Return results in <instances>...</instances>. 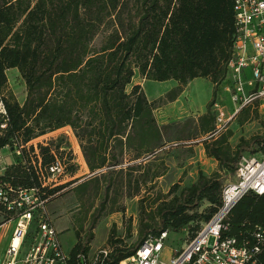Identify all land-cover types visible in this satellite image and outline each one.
<instances>
[{
    "label": "trees",
    "instance_id": "trees-1",
    "mask_svg": "<svg viewBox=\"0 0 264 264\" xmlns=\"http://www.w3.org/2000/svg\"><path fill=\"white\" fill-rule=\"evenodd\" d=\"M234 15L232 0H0V89L8 117L0 132V150L69 127L96 187L102 185L85 231L73 229L77 241L68 264L87 260L100 220L122 212L117 207L120 195L138 197V236L133 245H122L113 223L106 264L128 259L148 235L168 231L191 240L217 212L222 188L241 157L264 154V120L257 102L242 108L235 122L243 127L257 121L260 134L240 137L232 147V132L215 128L212 108L227 77ZM9 70L23 81L22 103L7 91ZM136 74L145 81L173 80L177 87L149 101L141 85H132ZM198 78L213 86L206 111L198 118V137H205L199 143L218 169L208 176L199 169L190 186L174 183L163 193L158 184L168 172V149L165 128L154 111L161 103L176 101ZM54 142L38 145L37 154L33 146L26 153L23 149L19 161L5 168L0 184L35 189L48 204L60 187L42 188L35 167L40 163L45 168L55 157L64 161L62 147ZM72 164H67L70 174ZM203 203L208 207L199 211ZM146 208L153 212L147 222ZM228 215L223 238L253 246L259 228L262 248L251 264H264V194L245 195ZM9 218L4 215L5 221Z\"/></svg>",
    "mask_w": 264,
    "mask_h": 264
},
{
    "label": "built area",
    "instance_id": "built-area-1",
    "mask_svg": "<svg viewBox=\"0 0 264 264\" xmlns=\"http://www.w3.org/2000/svg\"><path fill=\"white\" fill-rule=\"evenodd\" d=\"M232 3L235 14L234 46L223 82L234 107L231 118L255 100L264 98V0H232ZM5 97L0 89V132L6 129L8 122ZM218 113V121L221 122L223 113L219 110ZM28 144L14 145L11 153L20 157L24 147L26 150L31 147ZM4 148L9 150L10 146ZM33 149L37 154L35 146ZM8 159L0 155V177L11 165ZM35 172L42 188L58 187L63 184L61 177L70 176L67 164L57 157L45 168L38 163ZM249 193L264 194V154L241 157L235 174L222 188L217 212L202 224L191 240L184 241L178 249L170 250L168 231L157 237L148 235L134 254L119 264H251L262 248L259 228L255 234L257 244L253 246L247 243L240 245L233 238H223L229 212ZM46 204L47 200L42 199L35 189H12L0 184V230L6 223H16L0 264H68V254L63 251L58 233L46 216ZM7 214L10 218L5 221L4 215ZM110 254L111 250L104 247L91 259H81L77 264H106ZM164 254L170 255V258L162 259Z\"/></svg>",
    "mask_w": 264,
    "mask_h": 264
},
{
    "label": "rangeland",
    "instance_id": "rangeland-1",
    "mask_svg": "<svg viewBox=\"0 0 264 264\" xmlns=\"http://www.w3.org/2000/svg\"><path fill=\"white\" fill-rule=\"evenodd\" d=\"M141 85L144 88V93L149 101L160 99L169 91L176 89L177 83L173 80L166 82L145 81L137 74L132 80V85ZM189 84V83H188ZM187 84V85H188ZM130 86L128 91H130ZM186 88V89H185ZM224 86L218 89L216 104L212 108V113L215 117V128L218 132L231 131L232 137L229 140L233 147L240 137L248 139L254 135L260 134L262 129L257 121L247 123L243 127H239L235 122V117L231 118L233 113V105L231 104L228 94L224 90ZM180 101L172 103H161L160 107L154 111L157 122L161 127L165 128V140L167 141L168 152L166 154L165 163L168 167L167 176L161 179L163 186L171 185L172 183H180L182 185H189L197 178V172L200 169L205 175L211 173L213 162L208 161L204 156L199 157V150L193 149L199 146V141L205 137H198V118L206 111V106L212 97V86L207 79H194L190 82L188 87H184ZM7 91L16 99L18 103H22L25 98V87L19 74L15 70L7 72ZM259 117L264 120V98L257 99L251 104L255 103ZM250 105V104H249ZM218 110L223 113L221 122L218 121ZM74 132L69 127L59 129L54 132L47 133L31 142L29 146L50 144L57 140L59 146L64 151L65 163H73L71 167L70 176L60 180L61 184L58 191L49 199L46 204V216L53 220L54 223L67 224V227L58 229L59 240L63 251L69 254L75 240L73 229L79 232L85 231L90 214L94 211L97 201L101 196V187H96L93 174L91 175L84 158L78 141L76 140ZM43 143V144H41ZM55 143V142H54ZM191 147H187L190 146ZM26 153V148L24 147ZM38 153V151H36ZM24 154L23 152L21 155ZM2 157L9 158V163L13 164L19 161V157L13 155L8 149L4 148L0 151ZM190 157H193L195 162L192 166H188ZM70 159H73L71 162ZM35 162V159H31ZM185 166L186 168H184ZM194 166V168H193ZM126 164L121 168H126ZM120 167L116 168L118 170ZM184 168V169H183ZM234 178L230 181H233ZM167 182V183H166ZM167 184V185H166ZM83 187V188H82ZM159 187V184H158ZM82 188V189H81ZM161 190V188L159 187ZM117 207L122 212L119 214H110L112 218H102L94 229V240L90 244V250L87 258L91 259L102 248L106 247L108 232L111 224L116 225V238L122 240V245L131 246L136 242L139 230V215H138V197L133 199H126L124 196H118ZM137 199V200H136ZM137 201V202H136ZM208 207V204L203 203L199 211ZM150 208L145 209L144 221L149 220L151 215ZM115 221V222H114ZM70 223V226H69ZM16 223L9 222L0 230V260L3 258V253L8 247L14 225ZM57 224L55 223V226ZM72 225V226H71ZM54 227V226H53ZM129 227V232L127 228ZM57 232V231H56ZM128 233V236L127 234ZM82 234V233H81ZM186 240V234H169L167 244L170 245V250L178 249ZM210 239L209 243L212 244ZM168 245V246H169ZM169 254V253H168ZM164 254L162 259L167 260L170 255Z\"/></svg>",
    "mask_w": 264,
    "mask_h": 264
},
{
    "label": "crops",
    "instance_id": "crops-1",
    "mask_svg": "<svg viewBox=\"0 0 264 264\" xmlns=\"http://www.w3.org/2000/svg\"><path fill=\"white\" fill-rule=\"evenodd\" d=\"M10 71V70H9ZM189 84H190V82H189ZM188 84V85H189ZM211 84V83H210ZM188 85H187V87H188ZM211 86H212V84H211ZM222 86H224L223 84H221L219 87H218V89H220ZM213 87V86H212ZM186 89V88H185ZM184 92H185V90L181 93V95L177 98V100L175 101V102H179L180 101V99H181V97H182V95L184 94ZM187 147H191V145L190 146H187ZM193 149H198L199 150V157L200 156H204V158L206 159V160H208V161H211V162H213V168L214 169H212V171H211V173H213V172H216L217 171V162L216 161H214L213 159H209V158H206V156H205V154H204V150H203V147H202V145L200 144L199 146H196V147H194ZM189 159V163H188V166H192V164H194V162H195V164L194 165H196V163H197V161H193V157H190V158H188ZM8 162H11V161H8ZM184 168H186L185 166H183ZM183 168V169H184ZM193 168H194V166H193ZM211 173H209V174H207V176L208 175H210ZM167 176V174L164 176V177H166ZM164 177H162V178H164ZM161 178V179H162ZM161 179H159V187L161 188V190H162V192L163 193H166L168 190H169V188L174 184V183H172L171 185H167V186H163L162 185V181H161ZM167 183V182H166ZM193 183V182H192ZM191 183V184H192ZM191 184H189V185H182L181 187H188V186H190ZM137 200V199H136ZM137 202V201H136ZM114 214H119V212H114ZM109 217V219H111L112 217L111 216H107L106 217V219ZM51 222H52V224H53V226H54V228H55V230L57 231V233H59V231H58V229H60V228H62V227H67V224L66 223H63V225L61 226L60 225V228H58V225L60 224V223H58V222H55L57 225L55 226V223H54V221L53 220H51ZM115 222V221H114ZM112 225V224H111ZM69 226H70V223H69ZM72 226V225H71Z\"/></svg>",
    "mask_w": 264,
    "mask_h": 264
},
{
    "label": "water",
    "instance_id": "water-1",
    "mask_svg": "<svg viewBox=\"0 0 264 264\" xmlns=\"http://www.w3.org/2000/svg\"><path fill=\"white\" fill-rule=\"evenodd\" d=\"M9 150H10V152H13L14 149H13V147H10Z\"/></svg>",
    "mask_w": 264,
    "mask_h": 264
}]
</instances>
